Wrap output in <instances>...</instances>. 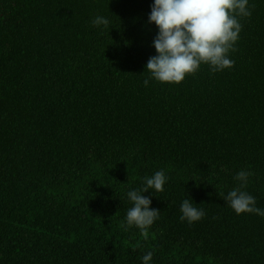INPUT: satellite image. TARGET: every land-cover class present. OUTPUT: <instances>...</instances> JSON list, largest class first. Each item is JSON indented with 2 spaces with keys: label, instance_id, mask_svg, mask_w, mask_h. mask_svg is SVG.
<instances>
[{
  "label": "trees",
  "instance_id": "obj_1",
  "mask_svg": "<svg viewBox=\"0 0 264 264\" xmlns=\"http://www.w3.org/2000/svg\"><path fill=\"white\" fill-rule=\"evenodd\" d=\"M152 3L0 0V264H264V217L223 199L250 171L264 209V0L237 17L233 67L145 86ZM158 170L159 218L125 231L126 193Z\"/></svg>",
  "mask_w": 264,
  "mask_h": 264
},
{
  "label": "clouds",
  "instance_id": "obj_2",
  "mask_svg": "<svg viewBox=\"0 0 264 264\" xmlns=\"http://www.w3.org/2000/svg\"><path fill=\"white\" fill-rule=\"evenodd\" d=\"M150 9L148 23L154 24L158 31L152 41L156 54L145 65V72L149 73V78L143 81L145 86L149 80L178 84L187 75L196 73L202 64L208 65L213 73L233 67L230 53L235 51L242 30L237 17L252 15L249 0H153ZM109 23L100 15L91 21L97 28H107ZM252 175L250 171L237 172L234 179L239 187L223 199L237 215L251 213L264 217V209L256 206V198L243 190ZM167 180L165 171L158 170L144 177L141 188L126 193L132 206L121 225L125 231L135 227L147 237V230L159 218L160 211L151 207L152 201L144 193L164 191ZM195 205L190 197L182 201L181 221L192 224L204 217V210ZM152 258V251H148L141 258L142 264H151Z\"/></svg>",
  "mask_w": 264,
  "mask_h": 264
}]
</instances>
